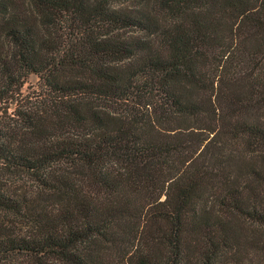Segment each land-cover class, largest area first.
I'll return each mask as SVG.
<instances>
[{
    "label": "trees",
    "instance_id": "1",
    "mask_svg": "<svg viewBox=\"0 0 264 264\" xmlns=\"http://www.w3.org/2000/svg\"><path fill=\"white\" fill-rule=\"evenodd\" d=\"M0 113V264L264 260V0H0Z\"/></svg>",
    "mask_w": 264,
    "mask_h": 264
},
{
    "label": "rangeland",
    "instance_id": "2",
    "mask_svg": "<svg viewBox=\"0 0 264 264\" xmlns=\"http://www.w3.org/2000/svg\"><path fill=\"white\" fill-rule=\"evenodd\" d=\"M40 90H41V82L38 80V78L34 75H30L29 77H27L26 80L24 81V85L21 90L22 95L20 96L18 106L26 105L27 102L28 103L34 102L35 98L33 97L34 95H37L40 92ZM25 96H27L28 98L27 101L24 100ZM28 106L30 105H27L25 108H27ZM15 108H16L15 105H11L9 109L7 110L6 117H4L3 120H7V118H15V115H14ZM0 116H2L1 113H0ZM0 126H1V121H0ZM0 178L2 179V182L4 186L6 187L14 188V186H16L17 184L16 181H14L13 179H11V177L5 174L4 175L0 174ZM19 184H21V182ZM29 198H33V195H30ZM0 219H2V215L0 216ZM249 257L251 258V261H249L250 264H264L263 259H259L260 261H258V258L256 256L249 255Z\"/></svg>",
    "mask_w": 264,
    "mask_h": 264
}]
</instances>
